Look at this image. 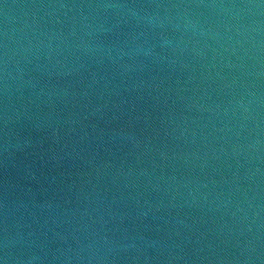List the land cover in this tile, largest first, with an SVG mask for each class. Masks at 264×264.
I'll list each match as a JSON object with an SVG mask.
<instances>
[{
	"label": "water",
	"instance_id": "water-1",
	"mask_svg": "<svg viewBox=\"0 0 264 264\" xmlns=\"http://www.w3.org/2000/svg\"><path fill=\"white\" fill-rule=\"evenodd\" d=\"M0 264H264V0H0Z\"/></svg>",
	"mask_w": 264,
	"mask_h": 264
}]
</instances>
